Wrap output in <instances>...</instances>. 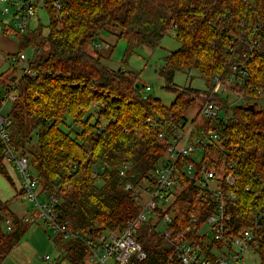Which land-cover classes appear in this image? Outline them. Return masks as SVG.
I'll list each match as a JSON object with an SVG mask.
<instances>
[{
  "label": "trees",
  "instance_id": "obj_1",
  "mask_svg": "<svg viewBox=\"0 0 264 264\" xmlns=\"http://www.w3.org/2000/svg\"><path fill=\"white\" fill-rule=\"evenodd\" d=\"M46 8L51 17L46 38L50 53L30 60L32 76L13 81L18 99L8 112L12 144L29 154L44 192H61L57 214L67 229L82 236L120 231L139 212L126 183L138 185L148 179L165 158L168 144L148 119L161 115L186 122L192 101L182 93L165 106L156 98L140 96L130 73L112 69L107 64L110 57L98 50L96 55L87 52L89 43L111 29L128 44V54L141 47L155 51L173 31L181 47L164 59L160 74L166 87L171 89L175 74L195 69L210 90L213 80L226 72L231 37L239 36L242 28L246 38L262 28L260 56L251 58L250 66L252 83L264 92V0H64L61 26L50 3ZM40 34L36 29L20 38V52L31 45L39 48ZM16 73L11 68L0 74V86L8 88ZM234 112L225 161L235 163L240 178L238 200L230 208L238 232L248 227L250 212L257 214L264 206V107L241 106ZM126 164L130 169L122 178L119 172ZM0 174L12 182L1 155ZM183 185L172 208L174 227L189 229V238L197 242L196 232L215 205L196 181L185 178ZM5 216L13 220L10 231ZM193 218L197 222L192 224ZM31 226L12 213L8 202L0 201V264ZM139 240L148 255L140 264H168L171 251L157 233L144 227ZM262 243L259 255L264 264V239ZM56 245L61 260L81 264L88 256L79 240L61 237Z\"/></svg>",
  "mask_w": 264,
  "mask_h": 264
},
{
  "label": "built area",
  "instance_id": "obj_2",
  "mask_svg": "<svg viewBox=\"0 0 264 264\" xmlns=\"http://www.w3.org/2000/svg\"><path fill=\"white\" fill-rule=\"evenodd\" d=\"M49 3L54 10V20L61 26L64 0H0V19L11 17L14 25V28L7 25L4 34L12 38L29 35L38 9L47 10ZM242 29L239 36L231 37L226 72L213 80L206 102L194 122L189 124L161 115L148 119V123L159 130V138L168 144L165 158L159 169L149 173L148 179L138 185L126 183V190L133 192L139 212L133 222L116 232L101 231L82 236L78 231L67 229L66 224L58 220L61 192L58 189L51 193L44 192L36 176L31 173V160L12 144L8 131L12 120L5 107L9 101L15 102L18 96L15 84L11 82L6 94L0 98V155L3 164L18 172L24 198L34 206V212L23 218L24 223H43L64 240H79L88 251V259L94 264L144 262L148 255L139 240L144 227L157 233L170 249L168 264H240L244 262L245 253L259 254L263 249L264 206L257 214L250 212L247 228L235 231L230 208L238 200L236 187L240 178L235 163L225 161L228 159L226 150L230 139L228 127L236 120L234 109L241 106L255 108L259 103V107H264V92L262 89L257 91L252 83L250 66V59L260 56L262 28L252 30L247 38L246 28ZM95 44L94 47L98 49L100 46ZM102 47L107 49L110 45ZM10 60L13 65H24L23 75L32 76L28 67L30 60L24 52L15 54ZM121 70L126 72L125 67ZM144 91H151V87H144ZM222 112L225 113L224 117L221 116ZM201 119L208 122L207 127L200 125ZM198 154L201 157L195 160ZM129 169V164L124 165L119 175L126 178ZM94 175L97 176L96 173ZM185 178L196 181L215 205L196 232L197 242L189 238V229L181 231L174 227L172 208L183 193ZM143 182L150 183L152 187H143ZM196 222V218L191 221L192 224ZM4 225L8 231L11 230L13 220L10 216H5Z\"/></svg>",
  "mask_w": 264,
  "mask_h": 264
},
{
  "label": "rangeland",
  "instance_id": "obj_3",
  "mask_svg": "<svg viewBox=\"0 0 264 264\" xmlns=\"http://www.w3.org/2000/svg\"><path fill=\"white\" fill-rule=\"evenodd\" d=\"M52 13L54 17L53 9ZM7 20L11 23V17H8ZM50 24L51 17L48 11L44 8H39L36 17L32 20L30 30H40L41 34L38 36V43L40 47L35 48L31 45L24 48V53L28 56L29 60L34 59L36 55L37 57H40L50 53L49 44L46 42V38L51 32ZM10 27L14 28V25L11 23ZM5 29L6 28H4V30ZM26 35L27 34H25V37ZM6 36L11 40L13 45L9 49L10 54L2 56V60L4 61L3 72L9 71L11 68L17 69L16 77L20 78L24 74V65H13V62L10 60L13 56H15V54L20 52V37L15 36L12 38L10 35ZM95 43L100 46L98 49L94 47ZM105 44L110 45V48L104 49L102 46ZM180 47V43L175 38V33L171 31L163 38L161 46L157 50L153 51L148 48L141 47L128 54V44L125 41L118 40L115 31L108 29L101 32L95 38L94 42H90L86 50L93 55H96V51L98 50L102 53V55H104V57L109 56L110 58L107 61V64L112 69L118 70L125 67L126 72L130 73V75L138 83L140 87L138 89V93L142 97L147 96L156 98L160 100L163 105L171 106L177 97L184 93L185 97L192 101L191 106L185 114L186 120L190 124L198 117L200 108L206 102L209 89L205 81L202 79L201 74L195 69L175 74L171 89L166 87V81L161 76L160 70L165 65L164 59L171 53L180 49ZM146 86H150L151 91H144V87ZM3 90V87L0 86V92H3ZM12 103V101L7 103L5 107L6 113L10 111ZM221 116L224 117L225 113L222 112ZM200 125H205L207 127L208 122L201 119ZM214 125L215 124L213 123L212 126ZM35 150L36 148L33 149V151ZM25 156L30 159L29 154H25ZM200 157L201 154H198L194 159L197 160ZM31 173L35 175L33 171ZM11 176L14 184L18 187V184L21 183L20 175L17 172L12 173ZM3 182L10 192H16L10 181L3 178ZM142 185L143 187H152V185L148 182H143ZM11 201L12 202L9 205V208L12 213H16L20 216H26L29 213H33L35 210L33 204L29 203L22 194L13 198ZM56 237L57 234L54 233L46 224L39 223L30 227L23 242H28L30 247L32 245V255L35 257L34 264H73L68 260L65 261L60 259L62 252L55 244ZM47 256L50 258V261L45 260ZM243 261L244 262L240 264H261V257L256 252H247L243 256ZM81 264L94 263L90 262L87 257Z\"/></svg>",
  "mask_w": 264,
  "mask_h": 264
},
{
  "label": "crops",
  "instance_id": "obj_4",
  "mask_svg": "<svg viewBox=\"0 0 264 264\" xmlns=\"http://www.w3.org/2000/svg\"><path fill=\"white\" fill-rule=\"evenodd\" d=\"M7 25H8V28L11 26V23L7 19H5V20L0 19V74L4 73L3 72L4 71V61L2 60V56L3 55L6 56V55L10 54L9 49L13 45L11 40L9 38H7V36L4 34V28H7L6 27ZM15 78H16V76H15ZM16 79H11V80L14 81ZM3 89H4L3 92H0V98H2L6 94L7 87H3ZM3 166L5 167L10 178L13 179L11 175H12V173H17L15 171V169H13L11 166L6 165V164H3ZM3 178H5V177L0 174V201L3 203L8 202V204L10 205L12 202L11 200L13 198L19 196L20 194L23 195V193L21 191V183H19L18 187H16L13 180H12V182H10L16 190V192L13 193V192H10L6 188V186L3 182ZM14 214H16V213H14ZM16 215L19 216L20 218L25 217V215L24 216H20L18 214H16ZM59 238H61V237L59 235H57V237L55 239V244ZM23 241H24V239L10 253V255L5 259V261L2 264H34L35 257H34V255H32V245L30 247L28 242H23ZM48 249H51V248H48ZM45 260L50 261V258H48V259L45 258Z\"/></svg>",
  "mask_w": 264,
  "mask_h": 264
},
{
  "label": "water",
  "instance_id": "obj_5",
  "mask_svg": "<svg viewBox=\"0 0 264 264\" xmlns=\"http://www.w3.org/2000/svg\"><path fill=\"white\" fill-rule=\"evenodd\" d=\"M16 78H17V77H16ZM16 78H15V79H16ZM10 82H13V81L11 80Z\"/></svg>",
  "mask_w": 264,
  "mask_h": 264
}]
</instances>
